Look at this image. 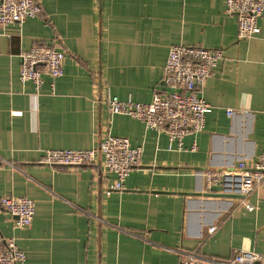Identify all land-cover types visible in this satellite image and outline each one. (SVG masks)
I'll return each mask as SVG.
<instances>
[{
  "label": "crops",
  "instance_id": "obj_1",
  "mask_svg": "<svg viewBox=\"0 0 264 264\" xmlns=\"http://www.w3.org/2000/svg\"><path fill=\"white\" fill-rule=\"evenodd\" d=\"M37 1L40 17L0 27V198L35 205L24 229L0 207V238L16 241L23 264H178L192 253L215 264L238 251L264 264V185L220 197L202 176L249 167L264 150V15L259 34L239 40L224 0ZM174 45L222 52L199 90L211 106L204 128L181 150L107 106L110 96L148 103L166 90ZM33 46L65 53L62 76H43L39 89L18 77L20 53ZM108 135L142 149L120 191L105 193L114 176L101 155L62 170L38 164L45 151L90 150Z\"/></svg>",
  "mask_w": 264,
  "mask_h": 264
},
{
  "label": "built area",
  "instance_id": "obj_2",
  "mask_svg": "<svg viewBox=\"0 0 264 264\" xmlns=\"http://www.w3.org/2000/svg\"><path fill=\"white\" fill-rule=\"evenodd\" d=\"M225 13L237 19V38L248 40L259 34V18L264 15V0H224ZM41 8L37 0H0V27L21 24L28 19L40 17ZM219 49L198 46L174 45L169 48L163 68V92L156 93L150 102L121 101L116 96L107 98L111 114H120L137 119L148 129L165 132L169 148L176 144L181 150L183 139L191 133L203 130L205 117L211 106L199 95L204 81L221 59ZM65 53L50 46H33L20 53L19 80L31 82L36 89L42 77L55 80L63 74ZM17 113V112H16ZM227 115L233 114L226 110ZM194 146H192L193 149ZM102 157L104 172L112 174L114 180L105 193L120 191L128 175L139 165L142 155L140 147H132L123 137L106 136L97 148L90 150H48L38 164L54 169L75 168L92 165ZM206 192L227 196L245 197L257 186L264 185V150L251 166L240 162L234 170H217L202 174ZM247 210L251 206L241 201ZM0 207L14 218L15 228L24 229L31 225L35 205L27 197L5 195L0 198ZM216 227L208 229L209 234ZM25 253L13 238H0V264H23ZM215 264H262V256L255 251H238L230 260L215 261ZM178 264H204L193 253L186 254Z\"/></svg>",
  "mask_w": 264,
  "mask_h": 264
},
{
  "label": "water",
  "instance_id": "obj_3",
  "mask_svg": "<svg viewBox=\"0 0 264 264\" xmlns=\"http://www.w3.org/2000/svg\"><path fill=\"white\" fill-rule=\"evenodd\" d=\"M209 195V194H208ZM220 197H228V198H241V197H239V196H227V195H222V194H220L219 195Z\"/></svg>",
  "mask_w": 264,
  "mask_h": 264
}]
</instances>
